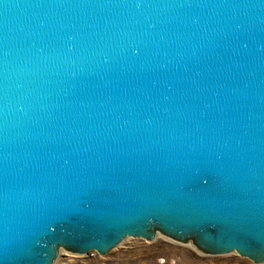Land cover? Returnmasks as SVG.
<instances>
[{"label": "water", "instance_id": "water-1", "mask_svg": "<svg viewBox=\"0 0 264 264\" xmlns=\"http://www.w3.org/2000/svg\"><path fill=\"white\" fill-rule=\"evenodd\" d=\"M153 224L264 261V0H0V264Z\"/></svg>", "mask_w": 264, "mask_h": 264}, {"label": "rangeland", "instance_id": "rangeland-1", "mask_svg": "<svg viewBox=\"0 0 264 264\" xmlns=\"http://www.w3.org/2000/svg\"><path fill=\"white\" fill-rule=\"evenodd\" d=\"M152 226L159 233L152 240L128 236L102 254L95 250L81 254L77 244L68 243L69 248L57 249L54 264H264L236 253L200 251L189 243L195 232L178 238Z\"/></svg>", "mask_w": 264, "mask_h": 264}, {"label": "bare ground", "instance_id": "bare-ground-1", "mask_svg": "<svg viewBox=\"0 0 264 264\" xmlns=\"http://www.w3.org/2000/svg\"><path fill=\"white\" fill-rule=\"evenodd\" d=\"M150 231H151V233H150V238H155L157 235H159V233L157 232V231H154V229L153 228H151L150 227ZM168 234V233H167ZM191 245H193L194 247H196V248H198L199 249V247L197 246V245H199V244H196L194 241H193V239L191 240V242H189ZM189 244V245H190ZM59 247H63V248H69L68 246H66V245H57L55 248H56V256H57V249L59 248ZM79 253H84V252H86V251H84V250H82V251H78ZM55 261V260H54ZM54 261L51 263V264H54Z\"/></svg>", "mask_w": 264, "mask_h": 264}]
</instances>
